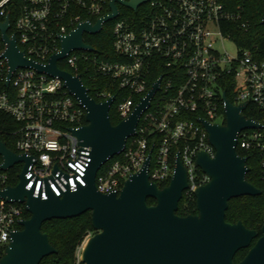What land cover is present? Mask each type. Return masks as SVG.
<instances>
[{"label":"built area","instance_id":"obj_1","mask_svg":"<svg viewBox=\"0 0 264 264\" xmlns=\"http://www.w3.org/2000/svg\"><path fill=\"white\" fill-rule=\"evenodd\" d=\"M111 1L21 0L8 35L15 37L28 59L46 65L79 25H95L111 14ZM13 2L0 0V22L10 15ZM115 5L118 16L110 20L112 50L102 56L86 42L85 36L92 34L85 32L83 41L91 49H72L57 63L60 69L79 75L89 89L84 77L97 102L114 98L111 108L117 106L121 121L159 82L134 136L97 173L98 192L119 194L149 154V180L158 186L170 182L179 154L188 175L185 192L194 195L208 182L196 165L197 154L214 155L201 120L224 125L225 98L236 107L245 104L243 115L257 124L238 133L236 150L241 156L258 155L264 179V53L258 44L246 42L252 24L241 0H148L136 10L118 1ZM1 35L0 111L18 124L11 131L16 137L14 152L31 158L26 188L47 199L50 192L61 196L86 186L90 148L79 145L74 134L86 124L85 108L58 76L32 67H18L10 74ZM227 44L233 45L234 52ZM17 164L22 171L25 163ZM12 168L0 169V191L10 186ZM26 214L24 203L0 196V258ZM78 258L75 264L83 263L81 251Z\"/></svg>","mask_w":264,"mask_h":264},{"label":"water","instance_id":"obj_2","mask_svg":"<svg viewBox=\"0 0 264 264\" xmlns=\"http://www.w3.org/2000/svg\"><path fill=\"white\" fill-rule=\"evenodd\" d=\"M117 1L136 10L148 0H112L111 14L100 18L95 25L88 22L79 25L63 39L62 51L54 54L46 65L28 59L19 50L15 37H9V14L4 22H0L6 45L3 56L10 74L18 67H32L58 76L68 92L83 105L86 124L74 130V134L79 145L90 148L91 158L85 175L86 186L79 185L76 191L67 190L61 196L50 192L47 199H42L33 195V189L26 188L25 174L31 158L16 154L0 139L1 170L25 163L18 184L1 190L0 196L24 203L29 213V218L19 222L22 228L12 232L0 264H40L43 258L57 251L48 235L42 232L44 222L77 217L86 212L91 213L96 233L87 239L82 249L83 264H235V254L249 247L258 232L249 230L242 221L232 224L225 220L229 201L261 194V190L247 180L250 170L247 157L236 150L238 133L243 128L257 125L243 115L245 104L236 107L225 98L224 125L201 120L214 155L199 152L196 157V165L208 176V182L194 193L197 214H177L179 202L189 186L187 170L179 154L174 174L163 188L149 180V154L141 171L125 181L119 194L97 190V173L110 158L124 150L128 138L134 136L142 112L148 108L159 82L126 119L113 125L110 108L114 98L97 102L79 75L60 69L57 63L72 49H91L84 43L83 33L97 34L104 23L117 17ZM149 199L155 204L150 205ZM261 233L238 264H264V224Z\"/></svg>","mask_w":264,"mask_h":264},{"label":"trees","instance_id":"obj_3","mask_svg":"<svg viewBox=\"0 0 264 264\" xmlns=\"http://www.w3.org/2000/svg\"><path fill=\"white\" fill-rule=\"evenodd\" d=\"M21 0H14L10 5V19L13 23L19 13ZM241 3L246 9L247 17L250 19L252 29L247 36L249 43L258 44L261 53H264V25L261 20L264 18V0H241ZM112 26V25H111ZM110 28L103 30L96 35H86L85 40L92 45L95 50L102 54L112 50L113 34ZM238 37V36H236ZM241 36L238 37V39ZM242 43L244 41L241 40ZM60 67L64 69L63 65ZM69 70V68H68ZM84 83L90 89V95L95 97L94 89H92L83 77ZM228 94V93H227ZM228 97L230 98L229 94ZM118 100V96H117ZM116 107L110 110V120L113 125L121 121ZM86 123V121H85ZM17 122L9 115L0 111V139L4 141L9 149L15 151L16 137L11 135V131L17 128ZM247 157V164L250 168L247 174V180L261 190V194L257 196H241L233 198L229 201V207L226 211L225 220L229 223L242 221L243 224L252 230H257L261 234V228L264 224V179L260 177V162L257 154H244ZM1 161V157H0ZM21 165L16 164L10 170L8 184L16 186L18 184V176L21 172ZM202 172H200L201 174ZM169 182L159 185L160 188L167 186ZM150 205L155 204L153 199H149ZM180 216H188L197 214L196 198L193 194L184 192L182 199L179 202ZM29 218V214H26ZM42 232L48 235L50 243L57 250L49 256L42 259L40 264H75L79 259V253L83 244L85 245L87 238L96 233L92 225L91 213L86 212L77 217L67 219H52L44 222ZM84 247V246H83ZM246 253L241 250L235 260L238 262ZM83 264V263H81Z\"/></svg>","mask_w":264,"mask_h":264},{"label":"flooded vegetation","instance_id":"obj_4","mask_svg":"<svg viewBox=\"0 0 264 264\" xmlns=\"http://www.w3.org/2000/svg\"><path fill=\"white\" fill-rule=\"evenodd\" d=\"M195 215V214H194ZM180 216V215H179ZM233 224V223H232ZM252 230V229H251ZM257 231V230H256ZM258 232V231H257ZM262 234V233H261ZM261 234L258 232V237L257 238H255V239H253V241H252V243H251V245L249 246V247H247V248H243V249H240L236 254H235V256H234V263L235 264H238L239 262H241L244 258H245V256L247 255V253L249 252V250H250V248L255 244V242L258 240V238L261 236ZM241 250H243V251H246V253L244 254V256L238 261V262H236V260H235V258H236V256H237V254L241 251Z\"/></svg>","mask_w":264,"mask_h":264},{"label":"rangeland","instance_id":"obj_5","mask_svg":"<svg viewBox=\"0 0 264 264\" xmlns=\"http://www.w3.org/2000/svg\"><path fill=\"white\" fill-rule=\"evenodd\" d=\"M124 9V8H123ZM112 21H108V22H106V24H105V30L107 29V28H110V26L112 25ZM93 35H96V34H92V36ZM227 48H228V50L229 51H231V52H234V48H233V45L232 44H227ZM63 67H64V69H66V70H68V67L66 66V65H63ZM91 237V236H90ZM83 246H84V244H83ZM83 246H82V248H81V253H82V249H83Z\"/></svg>","mask_w":264,"mask_h":264},{"label":"bare ground","instance_id":"obj_6","mask_svg":"<svg viewBox=\"0 0 264 264\" xmlns=\"http://www.w3.org/2000/svg\"><path fill=\"white\" fill-rule=\"evenodd\" d=\"M86 244V243H85ZM82 258V257H81Z\"/></svg>","mask_w":264,"mask_h":264}]
</instances>
